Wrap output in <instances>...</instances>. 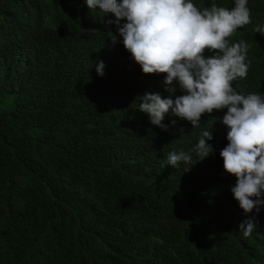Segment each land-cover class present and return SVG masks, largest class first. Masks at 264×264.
Returning a JSON list of instances; mask_svg holds the SVG:
<instances>
[{"label":"trees","instance_id":"1","mask_svg":"<svg viewBox=\"0 0 264 264\" xmlns=\"http://www.w3.org/2000/svg\"><path fill=\"white\" fill-rule=\"evenodd\" d=\"M247 7L251 20L264 14V0ZM107 19L86 0H0V264H264V207L244 214L219 154L226 109L202 128L151 125L136 98L167 97L163 76L142 73ZM226 39L245 41L251 62L235 91L264 93V39L251 22ZM212 127L214 152L198 160ZM181 150L189 170L162 167Z\"/></svg>","mask_w":264,"mask_h":264},{"label":"clouds","instance_id":"2","mask_svg":"<svg viewBox=\"0 0 264 264\" xmlns=\"http://www.w3.org/2000/svg\"><path fill=\"white\" fill-rule=\"evenodd\" d=\"M216 3V4H215ZM248 0H215L210 8L199 9L192 0H86L89 11L99 10L115 26L126 51L145 75L161 74L164 97L160 92L138 96V110L147 114L150 124L168 131L167 117L187 121L192 129L202 128V116L225 110L220 122L227 131V146L220 151L227 174L236 178L233 198L247 216L264 207V93L235 91L232 82L246 78L245 41L229 45L226 38L249 24L264 39V14L251 20ZM113 45L121 42L108 31ZM209 50L210 55L205 56ZM105 65L96 71L104 75ZM179 93V94H177ZM176 120L171 121L174 127ZM181 135L184 134L180 129ZM213 127L201 132L194 151L198 160L209 157ZM193 164V156L183 150L171 151L162 167L178 168ZM255 217L238 228L245 238L256 231Z\"/></svg>","mask_w":264,"mask_h":264}]
</instances>
